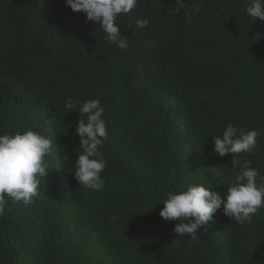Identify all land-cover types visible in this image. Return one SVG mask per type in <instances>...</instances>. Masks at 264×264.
Returning <instances> with one entry per match:
<instances>
[{"label":"trees","instance_id":"obj_1","mask_svg":"<svg viewBox=\"0 0 264 264\" xmlns=\"http://www.w3.org/2000/svg\"><path fill=\"white\" fill-rule=\"evenodd\" d=\"M186 3L138 0L116 21L121 50L66 0H0V134L53 141L39 194L9 200L0 218V264H264V208L240 225L222 206L199 242L160 216L167 192L203 184L225 196L236 183L233 154L212 151L229 123L259 133L236 159L264 175V22L246 15L251 0ZM91 99L109 132L101 191L72 173Z\"/></svg>","mask_w":264,"mask_h":264},{"label":"clouds","instance_id":"obj_2","mask_svg":"<svg viewBox=\"0 0 264 264\" xmlns=\"http://www.w3.org/2000/svg\"><path fill=\"white\" fill-rule=\"evenodd\" d=\"M137 3L138 0H66L72 11L85 14L87 22L98 23L106 33V40L121 50H127L129 44L116 21L121 15L129 14ZM188 6L186 0H175L177 12ZM192 7L195 8V5ZM246 15L264 22V0H251ZM185 19L191 23V14H187ZM149 23L148 19H140L136 21V26L145 29ZM65 107L69 110L76 107L72 98L66 100ZM78 112L80 117L86 116V120L80 117L78 120L76 134L80 137L82 151L78 150L73 166L75 171L72 173L79 186L101 191L105 185L101 173L107 167L101 149L109 135L104 119L105 108L99 99H91L82 102ZM258 135L254 129L245 132L229 123L222 135L212 136V151L220 157L233 154V165H239V170L234 173L236 183L230 185L225 196L203 184L188 185L178 192H167L160 216L164 220H180L174 227L176 236L187 235L199 242L198 230L212 220L222 206L224 215L240 225L250 222L264 208V175L250 167V161L240 163L236 159L241 153L253 152ZM52 145L51 139L32 130L14 135L0 134V218L5 215L9 200L27 206L39 194L41 178L49 174L45 156L51 153ZM64 160L70 162V154Z\"/></svg>","mask_w":264,"mask_h":264}]
</instances>
